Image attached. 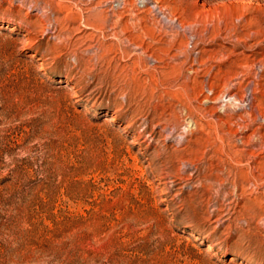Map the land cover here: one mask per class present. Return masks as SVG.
I'll list each match as a JSON object with an SVG mask.
<instances>
[{
	"label": "rangeland",
	"instance_id": "obj_1",
	"mask_svg": "<svg viewBox=\"0 0 264 264\" xmlns=\"http://www.w3.org/2000/svg\"><path fill=\"white\" fill-rule=\"evenodd\" d=\"M155 2L0 0V264H264V0Z\"/></svg>",
	"mask_w": 264,
	"mask_h": 264
},
{
	"label": "bare ground",
	"instance_id": "obj_2",
	"mask_svg": "<svg viewBox=\"0 0 264 264\" xmlns=\"http://www.w3.org/2000/svg\"><path fill=\"white\" fill-rule=\"evenodd\" d=\"M109 1V0H108ZM156 1V0H155ZM154 0H110V2L112 3L111 5H109V9L111 10V8H113L112 7V5H114V4H117V6L118 7H120V8H126L127 6H129V7H131V8H134V9H138L137 8V6L139 5V3L141 4L140 5V7H143V6H145V5H149V3H152V6H150V7H153V8H156V2H155ZM109 3V2H108ZM116 7V6H115ZM158 7V6H157ZM122 10V9H121ZM139 10H141V9H139ZM158 10H160V9H158ZM80 11V10H79ZM143 11V10H142ZM145 11V10H144ZM97 14V13H96ZM73 16V15H72ZM74 17V16H73ZM101 24H103V23H101ZM209 90V89H208ZM212 90V89H211ZM227 94V93H226ZM228 95H229V97L233 100V101H236L237 102V104H238V101H245V99H241V97H240V99L239 98H237V96L234 94V93H228ZM228 95H226V96H228ZM244 96V95H243ZM185 97V96H184ZM219 97V96H218ZM227 98V97H226ZM251 99V98H250ZM186 100V99H185ZM252 100V99H251ZM246 101H248V98L246 99ZM187 102V101H186ZM186 102H185V104H186ZM228 103V102H227ZM242 103V102H241ZM248 104V103H247ZM250 104V103H249ZM229 106V105H228ZM236 106V105H235ZM246 106V105H245ZM252 106V105H251ZM243 107V106H242ZM248 108V107H247ZM196 112V111H195ZM249 113V112H248ZM195 116V115H194ZM257 117V116H256ZM262 117V116H261ZM264 117V116H263ZM206 118V117H205ZM230 119V118H229ZM263 119V118H262ZM202 120V119H201ZM212 121V120H211ZM215 121V120H214ZM264 121V120H263ZM200 122V121H199ZM207 125V124H206ZM201 126V125H200ZM162 129V128H161ZM191 130V129H190ZM259 130V129H258ZM190 134H191V132H189ZM234 133V132H233ZM252 133V132H251ZM222 134V133H221ZM260 136V135H259ZM214 137V136H213ZM236 138V137H235ZM211 140V139H210ZM180 141V140H179ZM251 141V140H250ZM252 141H254V140H252ZM218 142V141H217ZM231 142V141H230ZM255 142V141H254ZM236 143V142H235ZM252 143V142H251ZM250 143V144H251ZM249 144V143H248ZM255 144V143H254ZM264 144V143H263ZM262 144V145H263ZM259 146V145H258ZM232 147V146H231ZM225 149V148H224ZM207 154V153H206ZM255 156V155H254ZM240 158V157H239ZM263 158V157H262ZM217 159V158H216ZM255 160V159H254ZM256 161V160H255ZM219 162V161H218ZM261 163H263V162H261V161H258L257 162V166H255L254 168H253V174H255V172H257V173H259V174H262V173H264V168L262 167V165H261ZM236 164V163H235ZM244 165V164H243ZM245 166V165H244ZM248 166V165H247ZM246 170V169H245ZM252 171V170H251ZM247 172V171H246ZM255 176V175H254ZM261 176V175H260ZM260 183V182H259ZM249 187V186H248ZM240 197V196H239Z\"/></svg>",
	"mask_w": 264,
	"mask_h": 264
}]
</instances>
